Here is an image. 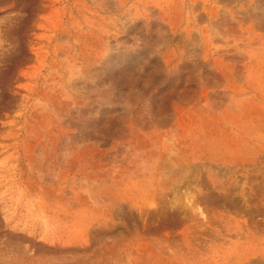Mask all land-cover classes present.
Segmentation results:
<instances>
[{
  "label": "rangeland",
  "instance_id": "1",
  "mask_svg": "<svg viewBox=\"0 0 264 264\" xmlns=\"http://www.w3.org/2000/svg\"><path fill=\"white\" fill-rule=\"evenodd\" d=\"M0 264H264V0H0Z\"/></svg>",
  "mask_w": 264,
  "mask_h": 264
},
{
  "label": "trees",
  "instance_id": "2",
  "mask_svg": "<svg viewBox=\"0 0 264 264\" xmlns=\"http://www.w3.org/2000/svg\"><path fill=\"white\" fill-rule=\"evenodd\" d=\"M134 63V64H132ZM136 63V64H135ZM136 65H140L141 67V73L139 70H137ZM119 70L116 72L117 75H120L119 79V86L118 87H123L124 83L126 82L124 79L125 77H128L127 75L129 74V77L127 78L130 82L128 85H131L130 87V92L131 94L135 95L137 93H140L142 95H145L146 92H148L150 89H154L157 91V94L164 96L162 99V106L166 109L164 110L165 113H168V98L166 97L167 90L172 88L173 86V80L168 79L166 76H163L164 71H158V67L160 66H155L154 61H146L145 64L142 63H137L135 58L128 59L127 61H120L118 63ZM131 68V70H130ZM133 68V70H132ZM162 68V66H161ZM142 78L145 79L147 82V85L144 86ZM121 89H128V86L121 88ZM166 100V101H165ZM167 111V112H166ZM118 111H109L110 115H117ZM102 116H105L108 114L107 110H101ZM114 116V117H115ZM106 116L105 118H107ZM139 118L145 120L144 116H141V114H138ZM112 124L111 129L108 132L111 134L112 137H118L119 135V128H121L120 125V118L115 117L114 119H111ZM164 121V120H162Z\"/></svg>",
  "mask_w": 264,
  "mask_h": 264
}]
</instances>
